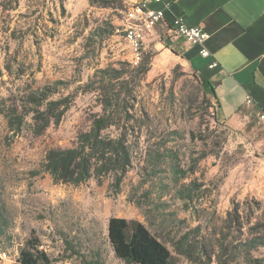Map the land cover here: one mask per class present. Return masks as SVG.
<instances>
[{
	"label": "rangeland",
	"instance_id": "obj_1",
	"mask_svg": "<svg viewBox=\"0 0 264 264\" xmlns=\"http://www.w3.org/2000/svg\"><path fill=\"white\" fill-rule=\"evenodd\" d=\"M128 2L0 0V249L8 255L0 264H15L33 238L53 264H124L107 238L113 217L141 222L177 264H204L179 255L175 243L188 233L192 245L204 238L208 250L216 249L215 233L227 228L234 204L248 224L246 237L256 224L264 237V127L255 118L242 128L218 121L190 67L147 73L134 87L126 118L132 167L119 185L112 175L55 184L44 170L49 150L76 146L92 115L102 114L99 84L86 91L99 82L97 70L132 69L121 32ZM127 79L112 83L121 100L134 84ZM45 88L55 90L50 100L72 98L60 123L35 136L28 114L20 131H11L5 113L33 110L28 96ZM114 120L121 128L125 118ZM238 237L231 233L229 242ZM251 256L264 264V246Z\"/></svg>",
	"mask_w": 264,
	"mask_h": 264
},
{
	"label": "trees",
	"instance_id": "obj_2",
	"mask_svg": "<svg viewBox=\"0 0 264 264\" xmlns=\"http://www.w3.org/2000/svg\"><path fill=\"white\" fill-rule=\"evenodd\" d=\"M112 33V32H111ZM152 55L142 56L141 62L133 66L130 71L124 69H99L96 76L99 82H90L86 86V91L93 89L95 84H99L95 91H99L104 96L102 103V114H93L91 125L88 131L78 135L76 146L69 149H51L47 152L44 161V170L47 171L55 184H70L79 186L86 183L95 176L112 175L116 185H119L125 174L132 167V156L130 147L127 143L128 126L126 119L128 108L131 101H134V87L148 73L151 66ZM127 75L128 79L124 80L129 84L134 80L133 87L128 90L127 97L120 99V95L115 91L112 85L123 76ZM202 89L206 95L214 96L210 85L205 81H200ZM55 90L45 88L39 94L28 96L27 102L33 105V110L18 113V108L11 109L10 113H5L8 118V126L11 131H20L25 122V116L31 114V130L35 136L42 135L52 124L57 125L68 111L72 98L63 97L50 100ZM122 93V92H121ZM113 94V95H111ZM130 100V104H126ZM122 114L125 118L123 126L117 128L118 124L114 118ZM16 115V116H15ZM15 116V119H11ZM116 127L119 134L112 137L106 131ZM134 131V129H131ZM187 194L190 190L186 189ZM223 223H227L226 229L215 233V245L213 249L220 252L228 259L222 256H216L213 249L208 250L202 241L190 243V235H182L175 243V251L188 260L197 263L204 259V264H209L215 257L218 264H231L238 259H242L248 264H259L258 259H253L251 252L264 246V237L256 226H250L248 237L243 233L247 222L240 210L239 204H234L232 209L227 213ZM255 229L254 232L252 230ZM234 231V232H233ZM238 233L239 237L229 242V235ZM247 234V232H245ZM107 238L112 247L115 256L124 264H177V258L172 256L167 247L162 244L151 232L137 220H126L123 218H110L107 225ZM198 254L199 258H195ZM49 255L39 249V241L36 238L26 241L24 247L19 251V256L15 264H53ZM99 264V262H94Z\"/></svg>",
	"mask_w": 264,
	"mask_h": 264
},
{
	"label": "crops",
	"instance_id": "obj_3",
	"mask_svg": "<svg viewBox=\"0 0 264 264\" xmlns=\"http://www.w3.org/2000/svg\"><path fill=\"white\" fill-rule=\"evenodd\" d=\"M163 19L143 43L153 52L148 74L176 65L190 67L210 85L217 120L242 128L264 111V0H162ZM174 18L189 26H201L208 34L207 58L199 48L172 33ZM144 54V52H143ZM212 62L217 66L209 68ZM247 97L252 103L245 104ZM264 127V126H263Z\"/></svg>",
	"mask_w": 264,
	"mask_h": 264
},
{
	"label": "built area",
	"instance_id": "obj_4",
	"mask_svg": "<svg viewBox=\"0 0 264 264\" xmlns=\"http://www.w3.org/2000/svg\"><path fill=\"white\" fill-rule=\"evenodd\" d=\"M162 0H129L121 30L123 39L126 42L131 55V64L137 66L143 56V43L148 34L154 29L164 17L163 8L153 9V4H162ZM170 29L174 35L192 46L199 48V56L207 58L209 53L205 47L206 41L209 38L201 26H189L182 19L174 18ZM216 62H212L209 68L216 67ZM252 100L247 97L246 105H250ZM259 121L264 126V111L258 115ZM8 255L0 249V261L7 260Z\"/></svg>",
	"mask_w": 264,
	"mask_h": 264
}]
</instances>
